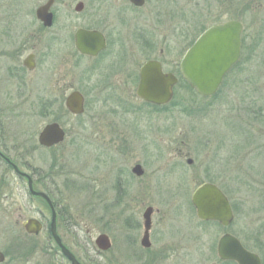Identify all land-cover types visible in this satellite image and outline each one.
<instances>
[{"label":"rangeland","instance_id":"obj_1","mask_svg":"<svg viewBox=\"0 0 264 264\" xmlns=\"http://www.w3.org/2000/svg\"><path fill=\"white\" fill-rule=\"evenodd\" d=\"M95 1L108 4L101 12L110 14V21L114 18L113 35L124 39L125 31L137 25L146 33L155 32L150 37L157 42L156 50L132 49L123 40L111 44L101 60L133 63H66L67 82L86 98L85 111L80 116L67 110L43 116L34 103L45 91L58 92L55 61H72L76 51L71 45L55 47L49 63H43L45 51L36 47V39L44 44L45 37L35 25V9L41 3L0 0V121L18 143L27 141L23 134L31 128L39 132L55 121L68 131L56 150L29 154L35 157L30 164L50 176L54 200L70 223L82 225L83 237L92 229L94 241L99 228L114 225L112 247L98 257V264H222L216 245L224 231L264 261V0H146L141 9L128 0H85L89 13L95 11ZM118 13H124V20ZM230 20L243 25L242 57L216 95H197L181 77L166 106L148 105L135 95L144 60L158 58L175 72L190 44L187 38ZM33 49L41 63L23 73V79L15 78L14 64ZM81 67L90 70L85 73ZM9 142L12 146L14 138ZM24 149L30 153L31 143ZM189 158L194 165L187 163ZM135 163L144 169L141 181L130 174ZM4 171L0 163V176ZM128 174L132 188H124ZM209 179L232 203L234 221L227 230L200 221L191 203L196 186ZM128 187L130 209L123 198ZM8 196L9 204L24 209V219L35 215L27 195ZM147 207L154 211L152 247L143 256L138 251L143 227L132 232L137 245L129 244L123 224L130 215L143 225ZM154 251L157 256H149Z\"/></svg>","mask_w":264,"mask_h":264},{"label":"flooded vegetation","instance_id":"obj_2","mask_svg":"<svg viewBox=\"0 0 264 264\" xmlns=\"http://www.w3.org/2000/svg\"><path fill=\"white\" fill-rule=\"evenodd\" d=\"M26 1V0H24ZM34 3H41V5H38L35 9V25H37L39 32H41L45 37V43L43 44L40 42V39L37 38L36 41V47L43 48L45 53L43 54V63H49L50 54L49 52L57 47L63 49L66 48V45L73 46V49H75V54L72 57V61L68 62V58L65 57V60L63 61H55V63H59L55 67V71L57 72V78L54 80V84L58 85V92H53L51 90L45 91L42 93V96L37 97V101L34 103V106L36 108H40V114L41 115H50L57 113L56 111L61 110H67L66 108V99L72 92H79L83 97V106L85 110V103L86 98L84 95L79 91V89L74 88L73 84H68L67 78H68V70H66V63H133L129 59L128 61L123 60H114V61H106L101 60L105 57V54L109 47H111V44H119L120 41L126 42L129 48H132L135 46L140 51L146 52L148 48L154 51L156 50V44L157 42L151 40L150 37L151 34L155 33L154 31L151 33H146L145 30L138 28L137 25H135L133 28H129L125 31L126 38H120V35H113L115 34L114 29V23L113 20H109V15L107 13L101 12V10L107 6L108 4L106 2H100L95 1V7L94 12L89 13V8L85 2V0H32ZM144 4L140 7L135 6L131 3L130 0H128L131 7L135 9H141L145 7L146 0H143ZM48 3H50L47 12L51 15V22L49 26H45L43 22H41L36 17V11L42 7L46 6ZM74 5V6H73ZM80 6V7H79ZM73 7V11H72ZM124 13H118V18L120 20H124ZM118 18L115 16V19L118 20ZM76 20V21H73ZM89 22V24H87ZM218 24V23H217ZM209 27V26H208ZM207 27V28H208ZM146 28V27H145ZM203 29L195 38L188 39L187 42L190 41L189 46L187 49L195 42V40L207 29ZM79 30L86 31V32H95L99 34L103 41H104V48L100 50L96 55H86L80 53L76 48V34ZM71 32V33H70ZM67 33H69V38L64 40L62 39V36H65ZM244 35L243 30L241 32L240 41H241V57H242V49L244 46ZM186 49V50H187ZM185 50V52H186ZM33 53H30L25 59L28 57H31V69L27 67V65L24 63V60L22 63H16L14 64V77L18 78L20 76V79H23V73L28 72V70L32 71L35 70L38 66V63H41L38 59V52L36 50H32ZM162 51V50H161ZM184 52V53H185ZM130 57H132V54H128ZM241 60V58H240ZM238 61V63L240 62ZM18 62V61H17ZM148 62H155L159 63L162 72L165 74H172L177 79L178 82L173 87V93L175 94V89L179 85L180 80V70L178 66H175V72L168 69L164 63L158 59V58H148V60H144L143 64L138 69L137 74V86L139 84L140 80V70L142 66L145 63ZM180 63V61H179ZM237 65V64H236ZM235 65V66H236ZM80 67V64L77 65ZM171 66V65H170ZM233 66L225 75L226 76L233 70L235 67ZM80 69H83L82 67ZM128 70L127 68H125ZM90 69H83V72ZM124 70V71H126ZM127 75L131 76L129 72H126ZM136 95V90H135ZM174 98V95H173ZM55 112V113H54ZM80 116V115H78ZM59 120V119H58ZM51 123H57L64 131L65 137L63 142L56 144L51 147H45L42 146L39 143V136L42 131V129L38 132L35 129L31 128L29 133L27 135L23 134V137L26 136L27 141L25 142H17L16 135L10 133L12 132L11 129L6 128L5 124L3 125L2 121H0V163L4 164V166L7 168L8 171H4L0 176V214L4 216L3 218H0V264H71V262L62 254L59 246L56 243L55 238L52 235V220L53 216L55 217V233L56 236L59 238L61 244L65 246L75 257V259L80 262V264H98V257H101L103 254L102 252H99L94 247V241H92V229H86L85 233L87 236H82V225H73V223H70L67 219L65 213L62 210V206L57 203L56 200L53 198V191L51 190L49 186L50 182V176L46 174L44 171L37 170L33 166H31V161H34L35 157L29 154H32L36 149H41L45 151H53L56 150L59 146L62 145L67 139V136H69L68 131L61 126L58 121L51 122ZM50 124V123H48ZM47 125V124H46ZM12 138H14V142L12 146L8 144L9 141H12ZM10 143V142H9ZM28 143H31V150L29 153V150L24 149L28 145ZM11 146V153H9ZM220 147V146H219ZM14 151V152H13ZM32 151V152H31ZM14 153V154H13ZM9 160V161H7ZM195 160L193 159H187V163L189 165H194ZM14 166V168H13ZM139 166L141 174L138 175L136 172H134V169ZM15 168L18 170V172L15 171ZM126 170H121V173H124ZM131 176L134 180H140L145 172L141 164L135 163L131 167ZM23 174L24 176H22ZM209 172L206 173V176L209 177ZM226 178V174L224 173ZM228 175V174H227ZM198 174H195L194 177H197ZM13 177V179H12ZM128 181L124 183V188L126 185L130 186L132 188V183L128 176L126 177ZM142 180V179H141ZM140 180V181H141ZM210 180V179H209ZM14 182V183H13ZM19 184L22 185V189L19 190ZM32 187V190L30 188V185ZM204 184H209L215 186L229 201L233 218L232 222L229 225H232L234 221V210L232 208V203L228 196L226 195V192L218 185L216 182L210 180L207 182H201L199 185L196 186L195 190ZM141 183L137 186L138 189L140 188ZM129 187L127 189H124V197L128 200V204H124L125 207L130 209V198H129ZM20 192L21 194H25L30 199L31 203L29 204V207H31V211L33 214L35 212L34 216H30L26 219L23 218V211L24 209L22 207H19L18 205L9 204L8 200H11V198L8 195L16 196ZM40 193L46 196L47 200L41 196L33 194ZM192 193V194H193ZM96 195H99L98 192H96ZM1 196H4L1 198ZM9 198V199H8ZM99 199V197H97ZM148 208L152 209V212L150 214V229L148 231V242L150 243V246L147 248H144L142 246V239L146 236V219L144 217V214ZM154 215V211L152 207H147L144 210L143 213V225H141L140 221H133L132 216H128V219L126 222H124L123 225H126L125 227V235L127 237L128 243L130 244H136V239H134L135 235H132L133 233H136L138 230L143 227L142 237L139 239L140 247L138 249L139 252H142L143 256L146 251L149 252V250L152 247L151 242V233H152V216ZM206 223H214L216 225H220L217 222L209 221ZM29 226V228H28ZM96 227H99L100 225H93ZM224 229V228H223ZM226 230V228H225ZM99 234H105L108 236L111 247L113 244V237L112 233L114 232V225H111L110 223H107V225H103L102 228H99ZM225 233V231L223 232ZM97 235V236H98ZM131 235V236H130ZM96 236V237H97ZM133 236V237H132ZM94 251V252H93ZM136 252V250H135ZM82 255V257L80 256ZM137 256V252H136ZM149 256H157V253L154 251ZM261 261V264H264V261L260 255H258ZM142 257V256H140ZM235 264L234 262H230V264Z\"/></svg>","mask_w":264,"mask_h":264},{"label":"water","instance_id":"obj_3","mask_svg":"<svg viewBox=\"0 0 264 264\" xmlns=\"http://www.w3.org/2000/svg\"><path fill=\"white\" fill-rule=\"evenodd\" d=\"M130 1L135 6L144 4L143 0ZM49 5L50 3L36 11V17L45 26H49L51 22V15L47 12ZM242 29V24L233 20L213 25L200 35L184 54L180 63L181 73L188 85L200 96L209 97L215 94L223 76L238 61ZM76 48L82 54L93 56L104 48V41L95 32L79 30L76 34ZM24 63L31 69L29 64L31 57L25 59ZM176 82L177 79L172 74L162 72L159 63L148 62L140 70V81L136 94L147 103L165 105L172 98V88ZM83 102V97L79 92H72L66 99V108L74 115L82 114L84 111ZM64 137L63 129L57 123H50L40 133L39 143L42 146L51 147L63 142ZM15 171L18 172L16 168ZM134 172L140 175V167L137 166ZM29 186L32 190L31 184ZM33 194L41 196L49 202L43 194L35 192ZM192 204L196 209L197 217L202 221H215L224 227L229 226L232 221V210L227 198L213 185L200 186L192 196ZM151 212L152 209L148 208L144 214L146 219V236L142 239L144 247L150 246L148 231L151 227ZM52 235L62 254L71 264H80L56 236L54 216ZM95 245L99 250L107 251L110 248V241L105 234H101L96 238ZM217 256L222 261L230 260L236 264H260V259L256 254L248 251L236 237L227 233L222 235L217 243Z\"/></svg>","mask_w":264,"mask_h":264},{"label":"trees","instance_id":"obj_4","mask_svg":"<svg viewBox=\"0 0 264 264\" xmlns=\"http://www.w3.org/2000/svg\"><path fill=\"white\" fill-rule=\"evenodd\" d=\"M185 86L186 87H188V85L185 83ZM222 264H230V263H228V262H224V263H222Z\"/></svg>","mask_w":264,"mask_h":264}]
</instances>
